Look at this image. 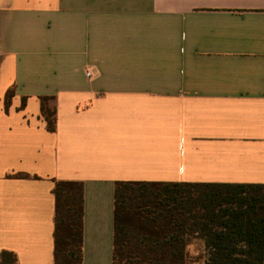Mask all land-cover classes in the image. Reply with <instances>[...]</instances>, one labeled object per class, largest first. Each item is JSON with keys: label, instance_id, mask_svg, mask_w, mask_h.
I'll return each instance as SVG.
<instances>
[{"label": "crops", "instance_id": "1", "mask_svg": "<svg viewBox=\"0 0 264 264\" xmlns=\"http://www.w3.org/2000/svg\"><path fill=\"white\" fill-rule=\"evenodd\" d=\"M55 180L83 183L82 264H111L116 182L264 185V0H0V252L18 264H53Z\"/></svg>", "mask_w": 264, "mask_h": 264}, {"label": "trees", "instance_id": "2", "mask_svg": "<svg viewBox=\"0 0 264 264\" xmlns=\"http://www.w3.org/2000/svg\"><path fill=\"white\" fill-rule=\"evenodd\" d=\"M12 88L3 100L7 111ZM52 96H40L39 118L54 133ZM26 98H21L23 109ZM53 264H82L83 183L53 181ZM203 242L195 257L190 238ZM264 264V185H114L111 264ZM0 264H18L11 251Z\"/></svg>", "mask_w": 264, "mask_h": 264}, {"label": "rangeland", "instance_id": "3", "mask_svg": "<svg viewBox=\"0 0 264 264\" xmlns=\"http://www.w3.org/2000/svg\"><path fill=\"white\" fill-rule=\"evenodd\" d=\"M200 247H199V243H197V242H194L193 243V245L191 246V248H190V250H189V254L191 255V256H193V257H195L196 256V254L199 252V251H201V249H199ZM192 264H200V263H192Z\"/></svg>", "mask_w": 264, "mask_h": 264}, {"label": "built area", "instance_id": "4", "mask_svg": "<svg viewBox=\"0 0 264 264\" xmlns=\"http://www.w3.org/2000/svg\"><path fill=\"white\" fill-rule=\"evenodd\" d=\"M86 75H87V76H90V72H86Z\"/></svg>", "mask_w": 264, "mask_h": 264}]
</instances>
